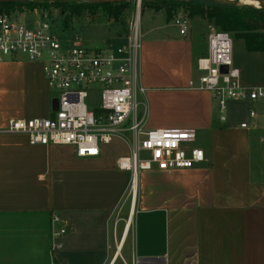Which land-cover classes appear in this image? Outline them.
<instances>
[{"label":"crops","instance_id":"crops-1","mask_svg":"<svg viewBox=\"0 0 264 264\" xmlns=\"http://www.w3.org/2000/svg\"><path fill=\"white\" fill-rule=\"evenodd\" d=\"M186 20L179 46L151 34L161 27L150 30L139 60L145 92L138 97L144 96L147 126H154L148 128L206 135V161L142 170L134 195L131 171L118 166L131 154L124 138L81 157L75 145H32L26 134L4 131L11 118L52 117L57 96L42 62L0 60V264H110L127 244L131 260L264 264V113L245 108H261L264 95L228 100L222 113L209 91L191 88L203 73L198 62L208 56L210 26ZM240 40L233 50L240 81L264 88V52L248 51Z\"/></svg>","mask_w":264,"mask_h":264},{"label":"built area","instance_id":"built-area-1","mask_svg":"<svg viewBox=\"0 0 264 264\" xmlns=\"http://www.w3.org/2000/svg\"><path fill=\"white\" fill-rule=\"evenodd\" d=\"M35 12L38 14L37 9ZM38 19L36 24L37 19L24 23L12 12L0 9V60L25 55L31 61L42 62L51 89L58 93L57 106L52 117L11 118L5 132L26 134L32 145L72 144L81 157L97 156L102 144L124 138L131 142V154L120 158L118 166L131 171L133 195L142 170L186 169L206 161L204 149L193 145L197 140L195 128L147 127L148 112L138 97L145 92L140 85L139 12L126 42L115 48L93 49L75 38L60 39L48 22ZM175 21L184 34L187 20L177 17ZM208 44V56L198 62L203 73L198 80L190 81L191 88L209 91L222 111L227 109L228 100L264 95L263 87L241 83L229 32L211 26ZM223 66L227 72H222ZM91 95H98V99L89 105L86 100ZM65 232L66 228H62L55 235ZM110 264H129L121 256V245ZM130 264L165 263L161 259L133 257Z\"/></svg>","mask_w":264,"mask_h":264},{"label":"rangeland","instance_id":"rangeland-1","mask_svg":"<svg viewBox=\"0 0 264 264\" xmlns=\"http://www.w3.org/2000/svg\"><path fill=\"white\" fill-rule=\"evenodd\" d=\"M237 1H238L237 4H241L245 0H237ZM193 2L207 8L210 5L216 4L218 0H181L183 6H179V7L177 6V8L174 9L173 13L175 17H173L170 20L167 19V16L163 10L155 11L153 9H150L151 6L156 4L154 1L147 2L146 6L144 7L142 6V0L131 1L127 5H124L122 7H116V10H119L120 12L118 19L107 18L101 15H98L94 18L93 17L88 18L87 13L84 15L83 18L81 16V17H72L70 19V12L66 9H68L71 6H80L82 4V1L78 2L74 0H47L40 2L35 7H30L28 5H23L20 8L16 7L15 9L11 10V12L14 14L15 18L22 19L20 21H24V23H27L26 22L27 20L34 22L37 19L34 22L36 24L37 21H40V19L38 18L41 17V19H43L42 21L49 23L51 31L54 34H56L60 39L70 40L72 38H75L82 41L86 47L93 49L115 48L123 45L129 36L131 25L135 21L136 16L139 12L140 15L139 26H140L141 41L143 45L142 50H143L144 45L147 46L150 43L149 41L151 40L149 39V32H151L150 30L155 27H161V28L154 30L155 32L151 33L153 36L156 37L166 36L167 39L171 41L174 46H179L181 42H184L183 41L184 36L180 35V27L179 25H177L175 21V19L179 16L185 17V19H188V22L191 19L202 20L206 25L219 29L218 27L210 23L207 19H204L199 15H195L194 17L189 15L186 6L188 7L189 4ZM263 3L264 2H258V7H260ZM36 9L38 10V14L35 12ZM195 31L196 32L194 36L197 37L198 35L197 32L199 31V29L196 28ZM118 34L122 35L123 38L125 37V40L117 39ZM230 34L233 37V50L234 49L236 50V48L239 47V45L241 46L242 40L236 39L233 33ZM19 57L26 58L25 55H19ZM55 96H58V93L53 90L52 97ZM139 97L140 99H142L144 96H139ZM97 99H98V95H91L86 100V102L89 105H92L97 102ZM261 100L264 101V99L263 98L259 99L258 104L259 106H261V108L257 106H251L250 108L248 107V103L245 104V108H247V110L248 109L253 110L258 115L264 113V110H261L262 105H264L263 101ZM215 101L217 102V100ZM228 103L230 102L228 101ZM218 110H220V108ZM220 112L227 113L228 104H227V109ZM246 113L247 111L245 112V114ZM151 123L152 122L148 123L147 127H154L153 125H151ZM206 143H208V137L203 133L197 131V140L193 145L195 147L201 148L204 147ZM255 155L258 156V153H255ZM255 159L258 160V157H255ZM122 226L123 224H120L118 237H120L121 235ZM122 256L127 263L129 264L131 263L129 244H127L123 248ZM119 262H121V260H119Z\"/></svg>","mask_w":264,"mask_h":264},{"label":"trees","instance_id":"trees-1","mask_svg":"<svg viewBox=\"0 0 264 264\" xmlns=\"http://www.w3.org/2000/svg\"><path fill=\"white\" fill-rule=\"evenodd\" d=\"M43 1L47 0L0 2V9L11 12L16 7L20 8L23 5L35 7ZM74 1H82V4L66 9L70 12V19L81 16L83 18L86 13L88 18L101 15L107 18L118 19L120 12L116 10V7H122L131 2L100 3L85 0ZM149 1L156 3L154 5L152 4L153 6L150 9L155 11L163 10L169 20L175 17L173 13L174 9L177 6H183L181 0H142V6L145 7ZM237 3V0H218L216 4L205 8L193 2L188 7L186 6V9L190 16L194 17L195 15H199L219 29L233 33L236 39H243L248 51L264 52V3L260 7Z\"/></svg>","mask_w":264,"mask_h":264},{"label":"water","instance_id":"water-1","mask_svg":"<svg viewBox=\"0 0 264 264\" xmlns=\"http://www.w3.org/2000/svg\"><path fill=\"white\" fill-rule=\"evenodd\" d=\"M31 0H0V2H26ZM90 2H100V3H121V2H127V1H133V0H85ZM141 1V0H136ZM246 1V0H245ZM257 2H264V0H252ZM222 72H227V67H222ZM148 259H160V258H148Z\"/></svg>","mask_w":264,"mask_h":264},{"label":"bare ground","instance_id":"bare-ground-1","mask_svg":"<svg viewBox=\"0 0 264 264\" xmlns=\"http://www.w3.org/2000/svg\"><path fill=\"white\" fill-rule=\"evenodd\" d=\"M241 4H248V5H252V6L258 7V2L257 1H252V0L243 1V3H241ZM135 187H136V185L134 184V188Z\"/></svg>","mask_w":264,"mask_h":264}]
</instances>
